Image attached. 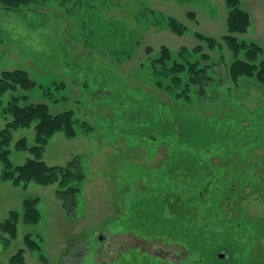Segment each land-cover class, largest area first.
<instances>
[{"label": "rangeland", "instance_id": "1", "mask_svg": "<svg viewBox=\"0 0 264 264\" xmlns=\"http://www.w3.org/2000/svg\"><path fill=\"white\" fill-rule=\"evenodd\" d=\"M34 1L18 12L0 6V75L23 70L39 86L0 95V130L18 95L28 99L20 106L73 111L75 137L56 134L42 159H79L85 180L69 212L57 185L15 187L1 180L0 163V222L11 211L22 217L27 199H39L41 214L36 225L20 220L9 244L0 235V264L25 248V235L39 245L25 251L26 264H264V84L227 75L224 9L209 0ZM137 2L185 31L151 27ZM241 8L251 25L238 40L260 46L264 59V6ZM196 46L217 64L205 93L158 88L149 58L165 47L179 61ZM33 128L12 132L14 165L31 158L14 144L33 146Z\"/></svg>", "mask_w": 264, "mask_h": 264}, {"label": "trees", "instance_id": "2", "mask_svg": "<svg viewBox=\"0 0 264 264\" xmlns=\"http://www.w3.org/2000/svg\"><path fill=\"white\" fill-rule=\"evenodd\" d=\"M247 0H224L226 8L225 26L227 34L222 38V42L232 55V61L227 68V75L231 82L237 83L241 78L255 79L260 84H264V59L262 48L255 43L239 41L238 35L247 32L251 25L249 14L241 8L242 2ZM75 4L72 15L79 14L82 4L86 1H79ZM35 3L34 0H0L1 8L6 12H18L23 8H28ZM138 3V2H137ZM138 10L143 9L151 27L159 29L169 28L172 32L182 34L185 29L171 17L164 18L154 10L137 4ZM142 30H147L146 26H141ZM207 45L214 47V42L210 39L202 38ZM148 51V50H147ZM150 53V50L148 51ZM199 55L193 60V55ZM241 54L242 58L238 56ZM178 60L173 61L170 51L162 47L157 57L149 58V68L152 71L155 85L162 88L166 84V90H178L183 87V91L178 96L188 98L190 88L195 87L199 93H205V87L213 82L211 73L217 64L211 61L210 56L204 53L203 48L196 46L191 50L182 49L178 53ZM39 86L29 78L23 70L5 71L0 75V95L7 92L16 93L19 90L22 94L28 93ZM20 99L28 100L25 95L14 97L11 104L4 110L5 115L10 116L11 121L0 130V163L3 170L1 180L11 182L13 186H27L34 183L39 186L57 185L55 197L62 203L64 211H72L76 207L77 197L80 194V185L85 180L79 159H72L63 166L47 165L42 157L44 150L56 134H64L67 139H73L76 135L75 125L77 120L73 118V111H63L51 113L45 103H29L24 106L19 105ZM34 125V145L29 146L26 138H21L14 144L16 151L28 152L31 158L21 165H14L10 160L9 146L12 143V132L17 130H27ZM86 128V124L82 125ZM208 190V186H205ZM203 195H205L203 193ZM39 199H27L23 202L22 217L16 211H11L8 217L0 222V235L5 239L6 244L14 240L18 234V223L22 220L24 225H36L41 220L37 206ZM25 248L18 249L8 258V264H26L25 251L39 250L38 243L30 236H24Z\"/></svg>", "mask_w": 264, "mask_h": 264}, {"label": "crops", "instance_id": "3", "mask_svg": "<svg viewBox=\"0 0 264 264\" xmlns=\"http://www.w3.org/2000/svg\"><path fill=\"white\" fill-rule=\"evenodd\" d=\"M135 1V0H134ZM210 4L213 5L214 9H224V21L226 19V8H223V4H224V0H209ZM253 2H259L261 3L263 6H264V0H247V1H244L243 3H253ZM77 3H80V2H77ZM224 7H225V4H224ZM212 20V18H211Z\"/></svg>", "mask_w": 264, "mask_h": 264}, {"label": "water", "instance_id": "4", "mask_svg": "<svg viewBox=\"0 0 264 264\" xmlns=\"http://www.w3.org/2000/svg\"><path fill=\"white\" fill-rule=\"evenodd\" d=\"M99 240L101 241V238H99ZM220 256V258L222 257V255H219Z\"/></svg>", "mask_w": 264, "mask_h": 264}]
</instances>
